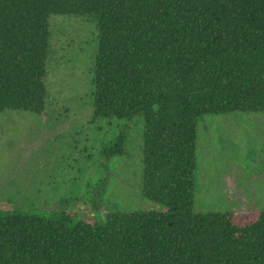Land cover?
<instances>
[{
  "label": "trees",
  "instance_id": "trees-1",
  "mask_svg": "<svg viewBox=\"0 0 264 264\" xmlns=\"http://www.w3.org/2000/svg\"><path fill=\"white\" fill-rule=\"evenodd\" d=\"M52 16L95 23L92 118L142 120L141 193L164 210L0 217V264H264V211L194 212L200 121L264 114V0H0V113L44 112Z\"/></svg>",
  "mask_w": 264,
  "mask_h": 264
},
{
  "label": "rangeland",
  "instance_id": "rangeland-1",
  "mask_svg": "<svg viewBox=\"0 0 264 264\" xmlns=\"http://www.w3.org/2000/svg\"><path fill=\"white\" fill-rule=\"evenodd\" d=\"M49 21L44 112L0 113V217L75 226L116 211L162 212L141 193L142 120L92 118L95 23ZM120 136L123 153L112 156ZM196 151L195 213L264 211V114L204 117Z\"/></svg>",
  "mask_w": 264,
  "mask_h": 264
}]
</instances>
